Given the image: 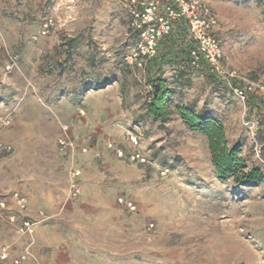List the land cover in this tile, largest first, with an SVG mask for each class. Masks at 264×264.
<instances>
[{"label":"rangeland","instance_id":"1","mask_svg":"<svg viewBox=\"0 0 264 264\" xmlns=\"http://www.w3.org/2000/svg\"><path fill=\"white\" fill-rule=\"evenodd\" d=\"M202 1L216 14L221 63L234 79L191 62L185 73L182 62L158 71L175 102L223 124L247 168L262 171L257 185L220 180L206 138L177 114L163 125L138 121L143 103L131 100L146 87L142 67L125 58L137 33L122 0H0V117L10 118L0 128V173L18 192L52 198L51 212L38 209L41 264H264V0ZM103 79L109 84L96 88ZM128 132L155 165L108 149L129 152ZM60 136L76 144L71 153L59 150ZM120 195L135 211L117 203Z\"/></svg>","mask_w":264,"mask_h":264},{"label":"built area","instance_id":"2","mask_svg":"<svg viewBox=\"0 0 264 264\" xmlns=\"http://www.w3.org/2000/svg\"><path fill=\"white\" fill-rule=\"evenodd\" d=\"M129 15V25L137 33L136 42L132 50L125 56L128 63L138 67H144L148 61L158 53L160 42L169 35L176 21H185L188 30V37L193 41L194 46L190 49V62L199 66L205 64L208 69L217 76L228 81L235 77L234 71L226 69L222 63V48L219 39L215 35L217 17L208 4L202 0H122ZM52 24L49 18L42 25V33ZM146 89H150L149 84H145ZM233 92L242 100L246 97L244 88L232 87ZM84 114V110H79ZM8 116L0 117V128L9 126ZM127 140L131 146L129 152L114 146L112 142L107 143L108 149L125 161L134 162L139 165H155V161L150 159L139 149V137L132 132L127 133ZM59 150L63 154L71 153L76 144L66 136L57 139ZM1 145V144H0ZM82 150H86L82 147ZM161 174L169 172L167 166L159 168ZM70 182L69 192L75 198L79 195L78 179L80 168L71 167L69 170ZM8 199H11L16 206L20 219L15 214H10L8 220L18 223V231L22 235L32 237L36 225L45 218L43 211L38 210L35 217L28 214L29 198L26 194L12 191L9 194H0V213L8 208ZM117 203L125 210L133 212L136 209L135 203L124 195L117 197ZM18 220V221H17ZM151 227L152 224L150 223ZM30 257V252L26 249L17 256H10L7 249H0V264H23Z\"/></svg>","mask_w":264,"mask_h":264},{"label":"trees","instance_id":"3","mask_svg":"<svg viewBox=\"0 0 264 264\" xmlns=\"http://www.w3.org/2000/svg\"><path fill=\"white\" fill-rule=\"evenodd\" d=\"M170 35L171 33L162 40V49L158 57L155 60H150L152 62L148 61L143 67L144 69L149 68V64H152L153 68L158 71L163 62H182L183 67L180 68L182 73H185V69L190 67L189 53L194 43L188 37L184 23L180 22L173 37ZM106 84H109V79H103L95 87L101 88ZM145 84H149L150 89H146L144 92V115L139 116L138 121L147 117L149 120L159 121L160 125H163L173 114H177L187 128L206 138L210 160L220 180L232 179L237 184L251 186L262 181L263 173L259 167L247 168L245 160L241 156L240 145L228 143L223 124L220 121L208 114L197 112L191 104L184 105L175 102L173 87L160 74L146 77Z\"/></svg>","mask_w":264,"mask_h":264},{"label":"crops","instance_id":"4","mask_svg":"<svg viewBox=\"0 0 264 264\" xmlns=\"http://www.w3.org/2000/svg\"><path fill=\"white\" fill-rule=\"evenodd\" d=\"M180 22H183L184 25L186 26V23L184 20H178L175 22L173 30L171 33L173 35L176 34L177 28L180 25ZM160 47V44H159ZM157 55L152 58L151 60H155L160 52V49H158ZM152 62V61H150ZM142 83L145 85L146 82V77L153 76L155 74H159L160 72L157 71L155 68H153V65L149 64V68L147 69L142 68ZM164 75L168 74V72L163 71ZM166 73V74H165ZM145 98V97H144ZM144 98L141 97L138 100H131V103L133 106L137 105L139 106L141 103H143ZM139 113H143L144 111L142 109L137 110ZM15 190H11V189ZM10 191H19L16 190V187L13 186V184L8 183L4 180H2V174L0 173V194H7ZM24 193V192H22ZM27 196L29 195L28 193H24ZM29 198V208H31L30 216L35 217L36 214V209H41L45 208L46 211L51 212V197L49 196H42L38 198L32 197V195L28 196ZM10 214H16L17 219L19 220V212L14 205L13 201L11 199H8V208L4 210L2 213H0V249L5 248L9 252V255L12 256H17L19 253L23 252L24 250H28L30 252V257L25 261L24 264H41L40 257L38 256V242H39V234L42 232L44 229L43 225H38L35 227V232L32 237L22 235L18 231L17 224L18 223H13L8 220V217ZM17 220V221H18ZM47 227V226H46ZM37 255V256H36ZM53 264V263H52Z\"/></svg>","mask_w":264,"mask_h":264}]
</instances>
